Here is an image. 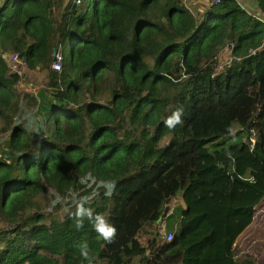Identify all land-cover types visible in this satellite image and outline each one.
<instances>
[{
    "label": "trees",
    "instance_id": "16d2710c",
    "mask_svg": "<svg viewBox=\"0 0 264 264\" xmlns=\"http://www.w3.org/2000/svg\"><path fill=\"white\" fill-rule=\"evenodd\" d=\"M252 1L259 16L237 0L202 12L186 0L0 3V44L26 61L33 87L19 91L0 56V222L16 225L0 231V264H89L81 243L91 264H191V200L219 215L224 168L234 201L221 210L253 214L264 194L251 176L264 166V0ZM178 107L183 123L169 129ZM25 111L45 122L38 148ZM83 196L116 227L112 243L88 219L77 229L73 200ZM174 197L183 204L167 216L172 240L146 230L145 247L138 233Z\"/></svg>",
    "mask_w": 264,
    "mask_h": 264
},
{
    "label": "rangeland",
    "instance_id": "374dc122",
    "mask_svg": "<svg viewBox=\"0 0 264 264\" xmlns=\"http://www.w3.org/2000/svg\"><path fill=\"white\" fill-rule=\"evenodd\" d=\"M3 0H0L2 3ZM89 5L92 6L93 0H87ZM243 6L247 9H256V5L252 0H240ZM210 0H186V4L190 5L197 12L204 11L210 4ZM254 9V10H255ZM64 56L70 52V42H67L62 49L59 50ZM228 48H223L219 53L218 62L225 64L229 57ZM25 78V77H24ZM31 79V78H30ZM45 77L42 76L36 80L37 83H43ZM26 86L31 90L33 87L29 84L28 80ZM19 91L21 90L18 87ZM238 131V127H234V131ZM168 138H165L162 143H165ZM207 146H204V150ZM250 149V148H249ZM221 167H224L221 165ZM222 171V186L219 191V204L217 205L220 213L213 215L210 213V201L198 200L199 198L192 199L189 210L191 212L187 215L186 219L194 216L195 222L189 229L190 248L193 247L191 254V264H264V194L256 195V202L253 205V214L251 216L235 213L232 217L225 215L221 206L227 202L234 201L233 182L227 176L225 168ZM256 181L255 186L258 190L264 193V166L259 165L258 170L251 173ZM239 178L245 180L242 174H238ZM249 200L242 199L240 205L247 204ZM166 210L173 208L175 205L183 204L179 197L171 198L168 202ZM225 209V208H224ZM159 215L154 216L153 221L144 225V228L138 233V240L141 244H146L147 237L150 234L146 232L158 231ZM168 217L165 218L164 225L161 229H165ZM166 230V229H165Z\"/></svg>",
    "mask_w": 264,
    "mask_h": 264
},
{
    "label": "clouds",
    "instance_id": "9594fccd",
    "mask_svg": "<svg viewBox=\"0 0 264 264\" xmlns=\"http://www.w3.org/2000/svg\"><path fill=\"white\" fill-rule=\"evenodd\" d=\"M182 116L183 108H176L175 111H173L172 114L165 119V126L169 129H172L175 128L176 125L182 124ZM22 123L24 124L25 129L33 134V137H39V140L35 145V147L38 148L39 142L46 139V126L44 120L35 112L25 111L22 116ZM102 186L106 189L105 195L110 197L115 189V181L104 182ZM89 200L90 198L87 196L79 197L78 199L74 198L73 200L75 206V212L73 215L75 217L77 229L82 228L84 220L88 219L89 222L92 223L96 233L106 243H112L117 233L116 227L113 224L109 223L108 217L105 214H94L93 209L89 206H86L89 204ZM60 202V198L57 197V199L52 203L54 206L56 203ZM78 247L80 249L81 256L84 259L88 260L89 264H91V258L89 256L87 243H81L78 245Z\"/></svg>",
    "mask_w": 264,
    "mask_h": 264
},
{
    "label": "built area",
    "instance_id": "2783aa9c",
    "mask_svg": "<svg viewBox=\"0 0 264 264\" xmlns=\"http://www.w3.org/2000/svg\"><path fill=\"white\" fill-rule=\"evenodd\" d=\"M221 1L222 0H210V2H211L210 4L215 5V4L220 3ZM237 1L239 3V0H237ZM73 2L75 4H79V3H81V0H73ZM251 13H255V12H251ZM255 14L257 15V13H255ZM257 16H259V15H257ZM0 56L6 61L9 72L16 73L19 76L18 87L21 90H31V88L29 89L26 86L27 82H25V80H24V76L28 73L26 61L19 58V56L17 54L9 51L5 46H3L1 44H0ZM51 67L55 72H59L61 70V54L59 52H56L53 55ZM252 142H253V139H252ZM167 206H169V204L167 205V203H166L164 210L159 214V219H158V222H160L161 224L159 225V229L157 232L159 234V239L162 240L163 242L171 241L173 238V235L175 233V230L174 231H166L164 229V227H163V229H161V226L164 225L165 218L170 214V212L172 210V208H170L169 210H166ZM15 227H16V225L13 223L0 222V231H11ZM144 246L146 247L147 244H144Z\"/></svg>",
    "mask_w": 264,
    "mask_h": 264
},
{
    "label": "crops",
    "instance_id": "0c3cea01",
    "mask_svg": "<svg viewBox=\"0 0 264 264\" xmlns=\"http://www.w3.org/2000/svg\"><path fill=\"white\" fill-rule=\"evenodd\" d=\"M69 0H64V3H67ZM239 3L241 4V5H243V3L239 0ZM247 11H249L250 12V10L249 9H247L246 7H244ZM255 9V8H254ZM251 9V12H255V13H257V10L255 9ZM30 72V71H29Z\"/></svg>",
    "mask_w": 264,
    "mask_h": 264
},
{
    "label": "water",
    "instance_id": "95a60500",
    "mask_svg": "<svg viewBox=\"0 0 264 264\" xmlns=\"http://www.w3.org/2000/svg\"><path fill=\"white\" fill-rule=\"evenodd\" d=\"M257 15H260L259 12H257ZM56 53V50H53V55Z\"/></svg>",
    "mask_w": 264,
    "mask_h": 264
}]
</instances>
